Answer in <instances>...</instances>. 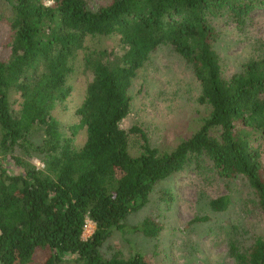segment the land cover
<instances>
[{"label": "trees", "instance_id": "16d2710c", "mask_svg": "<svg viewBox=\"0 0 264 264\" xmlns=\"http://www.w3.org/2000/svg\"><path fill=\"white\" fill-rule=\"evenodd\" d=\"M3 1L10 53L0 59V264H153L148 254H108L103 245L116 230L158 238L162 223L149 215L131 226L129 215L149 203L157 184L187 169L227 187L241 181L264 215V47L226 76L213 25L243 29L264 0H109L95 8L87 0ZM99 38L116 43L95 45ZM163 45L192 69L197 101L209 112L170 150L131 128L143 141L134 155L121 127L129 90ZM78 66L86 90L68 134L54 110L68 99ZM79 128L85 139L76 145ZM165 193L160 200L171 205ZM234 201L226 194L208 206L222 212ZM86 220L94 230L84 239ZM239 223L226 229L228 255L235 264H264V235L245 243L239 234L253 226Z\"/></svg>", "mask_w": 264, "mask_h": 264}, {"label": "rangeland", "instance_id": "374dc122", "mask_svg": "<svg viewBox=\"0 0 264 264\" xmlns=\"http://www.w3.org/2000/svg\"><path fill=\"white\" fill-rule=\"evenodd\" d=\"M95 8L109 0H87ZM9 5L0 0V59L6 60L10 53L8 46V26L6 16ZM243 29L234 28L227 21H213L218 32L217 47L224 59L223 71L230 76L240 68V64L254 55L253 49L264 47V10L252 13ZM99 46H112L115 39H94ZM260 51V50H258ZM77 67L70 79L72 91L68 99L54 110V115L66 127L78 123L75 109L85 96L86 77ZM131 108L121 121V127L128 132L129 147L132 154L140 151L143 143L139 132H130L137 127L143 131L151 146L161 150L172 149L178 141L190 135L199 125L201 118L209 112L200 104V84L188 64L167 45L159 46L144 65L137 71L131 89ZM13 99L19 101L17 94ZM37 139V138H35ZM75 144L84 142V128L75 135ZM262 164L264 166V142L262 144ZM16 153H20L16 150ZM31 161L42 167L36 157ZM12 172L20 170L9 164ZM208 174L182 171L168 180L156 185L149 203L129 215L128 225H137L145 217L153 216L163 224L158 238H148L137 231H114L104 243L103 249L109 254L120 252L124 256L141 252L148 254L153 264H235L228 255L230 236L227 228L232 225L252 224L253 230L239 234L249 243L252 234L264 235V215L254 204L252 193L239 180L227 187L223 181L208 178ZM165 192L171 193V205L160 198ZM229 195L234 203L222 212H214L208 200L221 195ZM242 201L237 202L240 199ZM237 199V200H236ZM201 221L188 224L193 218ZM94 224L86 220L83 238H88ZM63 264H76L64 262Z\"/></svg>", "mask_w": 264, "mask_h": 264}, {"label": "clouds", "instance_id": "9594fccd", "mask_svg": "<svg viewBox=\"0 0 264 264\" xmlns=\"http://www.w3.org/2000/svg\"><path fill=\"white\" fill-rule=\"evenodd\" d=\"M52 3V0H48V4H51Z\"/></svg>", "mask_w": 264, "mask_h": 264}]
</instances>
